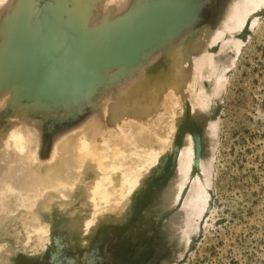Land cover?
<instances>
[{
  "label": "rangeland",
  "instance_id": "374dc122",
  "mask_svg": "<svg viewBox=\"0 0 264 264\" xmlns=\"http://www.w3.org/2000/svg\"><path fill=\"white\" fill-rule=\"evenodd\" d=\"M5 1L0 0V26L8 23L11 28L0 36V142L4 147L0 154L7 153L9 142L14 144L17 131L12 125L16 124L8 118L17 115L27 122L22 121L20 128L26 129L18 138L28 142L31 153L37 152L40 159L49 157L52 146L64 137L78 135L80 142L99 107L97 100L103 91L113 90H104L108 81L119 82L118 88L126 81L125 75L127 80L137 78L139 68L146 61L149 66L151 57L153 64H159L163 55L183 54L184 70L179 77L184 80L186 99L176 120V147L161 154L133 197L118 200V207L130 203L123 218H109L97 226L79 223L81 247L80 242L78 246L70 243L66 228L46 221L48 232L36 240L33 232L22 230L15 238L17 244L12 239L0 243V264H264V0H144L143 6L141 0H126L127 13L116 12V17L105 12L111 0ZM85 5H92L91 11L84 10ZM154 5L177 9L182 15L189 9L188 17L183 16L189 21L154 37V48L144 50L146 58L139 55L138 64L89 71L87 63L94 65L97 60L101 64L107 57L101 49L117 30L116 18L131 14L130 20ZM80 42L87 44V58L80 53ZM70 44L75 55L63 50ZM30 47L32 52L26 50ZM206 53L211 66L208 60L198 66L199 58L209 56ZM155 54L160 58H153ZM71 67L81 81L78 88L69 86L53 99L32 93L34 80L44 72L56 76L59 84L63 69ZM114 75L124 79L116 80ZM179 92V88L174 90V94ZM108 100L112 105L113 99ZM185 144L189 145L190 170L177 187L173 186L180 180L177 156ZM196 179L202 184L198 198L190 194ZM166 193L169 196L163 197ZM101 198L96 209L86 212L88 216L98 214L104 203L112 205L109 197Z\"/></svg>",
  "mask_w": 264,
  "mask_h": 264
},
{
  "label": "bare ground",
  "instance_id": "6f19581e",
  "mask_svg": "<svg viewBox=\"0 0 264 264\" xmlns=\"http://www.w3.org/2000/svg\"><path fill=\"white\" fill-rule=\"evenodd\" d=\"M127 1L111 0L109 1L111 2V4L108 3L110 4V8H107L108 11L106 10L105 12H108L107 14L110 15L113 14L114 17H116V12L118 14H121L122 12L120 11L126 10L125 7L127 6ZM141 1L140 4H142L143 6L144 0ZM5 2H7V0ZM238 4L240 8L243 7L241 2H238ZM102 5L101 7H103ZM88 6L85 5V8H82L85 10L86 8H88ZM131 7L132 6H130V8ZM140 7L141 6H139L137 9L139 10ZM89 10L91 11V9ZM176 10L177 9H168L165 8V6L162 7L161 5H154L152 7L150 6V8L146 10L141 11L138 15L131 18L130 20L129 17L131 16V14H125L123 16L119 15L118 19L116 18V21H118V25H116L115 28L117 30L113 33L114 35L108 37V39L106 38L107 42L105 41L106 43L103 44V48L101 49L105 50V52L107 53V57H103L102 62H109L113 59H118L124 56V58H129L131 56V52L129 53V49H136L138 46H140L141 43L144 42L143 38L147 35H150V33L152 34V32L159 28L160 25L166 22L174 23L175 21V24H177L181 20H188H184L183 16H185L186 18L188 17L190 13L189 9L186 10V15H182L181 12H177ZM124 13H127V10ZM108 19L109 18H107L106 21H108ZM110 19H112V17ZM160 19H163V22ZM158 20H160L161 23H159ZM108 22L106 24H108ZM91 25L94 24L92 23ZM177 27L178 26H172V24H170L168 25L167 31H170V28L172 31V28L175 29ZM10 28L11 25L9 26L8 23L7 27L5 28H2L0 26V36L4 37L6 33L8 34ZM178 28H181V26H179ZM158 38L160 37L158 36ZM154 40L156 39L154 38ZM98 42L100 43V41ZM127 46L130 48H127L124 51L123 48ZM73 48L75 47H72L70 44L66 47H63V50L69 54L75 55V51L73 50ZM177 49L179 50L178 47ZM42 50L44 51V49ZM172 50H170V52ZM143 51L140 53V55L142 54L141 56L145 57L146 54H144L145 52ZM64 53L63 55H65ZM176 53L175 55H173L171 52L170 54L174 56L171 57L170 55L171 58H169L168 55L166 56L167 58H165L163 55L159 60V64H153L152 57L149 54L148 56L151 57V61H149L152 64L150 63L151 65L149 64V66L147 65V67L146 63L148 62H143V64L145 63V66H143L144 68L138 67L139 74L137 73L138 76L135 79L129 77L130 80H127L128 77L126 78L125 75L126 81L123 82V84H120V89H118L119 87L117 88V86L119 85L117 83L119 82L108 81L109 83L105 86L104 90L107 91L111 88H113V90H110L109 92H104L102 90V97L97 100L98 103H100L99 107L96 108L97 110L95 111L94 118L92 117V122H89L90 124L85 129L86 132L81 134L80 142L77 141L78 135L74 137H64L63 139H60L54 146H52V151L49 157H47L46 159H40L39 155H37V152L31 153V145L27 144L28 142H25L24 140H22V138H18V133L25 132V127L23 129L20 128L23 127L21 125H24L23 122L25 121L22 120V122L19 115L15 116V118H8L9 123L16 124V126H12L16 129L17 134H14V144L12 143V145L9 142L8 147L5 146V150L7 149V155L5 154V152L3 153L5 154V159H0V164H3L2 166L0 165V243L8 242L12 239V241H15L14 244H17L18 241L15 238L22 230L33 232V240H36L37 238L43 236L48 232L49 224H47L46 221H50L51 223H54L55 221L59 223L63 227V229L66 228L65 230L68 233V237L70 238V243L74 246H78V243L80 242L78 239L80 237V230L78 231L76 229V226L79 223H82L84 227L90 225L97 226L103 223V220H107L109 218H111L110 220L123 218L125 210L130 208V203L125 207H118V200L121 201L126 197H133L137 189L140 187L141 181H143L144 178L147 177L146 175L148 172L150 173L153 166L159 160L161 154H163L165 151H172V149L176 147L174 141L175 132L178 128L176 120L178 118L179 110L183 106L182 104L184 103V99H186V92L183 91L184 84H182L184 80L180 79L179 77V74L184 70L182 67L184 63H180V56H183V54L179 52V56L178 54L176 55ZM203 53L205 54V52ZM40 55H42L40 59L44 60L45 57L43 56V54L40 53ZM158 55L155 54L153 58L155 57L157 60L159 57ZM39 56H37V58ZM68 57L71 58L70 56ZM78 57L80 58V56ZM209 58L210 55L202 56L201 58H199L202 59V64L198 63L197 65L202 66L207 60L210 63L211 61L209 60ZM37 60L39 61V59ZM32 61L34 63L33 59ZM140 63L142 64L141 60ZM209 65L211 66V63ZM133 67H129V69ZM62 69L60 71H62ZM122 70L125 71L127 69L123 67ZM63 71H65V74L62 77L63 79L61 80V83L59 82V84H57V80L55 78L56 76H52L53 74L47 71V73L44 72V75L42 74L43 76H39V79L36 78L34 80L36 84H33V86L30 84L32 86V93L39 97H47L49 99H53L54 95L61 94V90H65L69 86L78 88V85L81 84V81L79 80L78 75L72 69V67L68 68L67 70L63 69ZM63 71L60 73H63ZM134 74L133 76H136ZM120 78H123L122 75L117 76L115 79L118 80ZM185 78L186 76L184 77V79ZM23 79L24 81L27 80L26 77H23ZM27 81H29V79ZM79 82L80 84H78ZM120 82L122 83V81ZM22 86L26 88L25 84H23ZM115 88H117L118 90ZM178 88L180 89V92L174 94V90ZM108 97L110 98V100L113 99L114 102L112 105L109 104L110 101L108 100ZM77 104L79 105V103ZM34 107L36 108L35 105ZM12 108L14 109V107ZM15 112L18 113V110H16ZM4 113H6V111ZM134 115L137 118L130 119V116ZM10 128L11 127H9V130ZM7 133L5 132V134ZM1 142L0 149H4ZM188 149L189 145L186 144L182 146L181 149L179 148V155L177 156V170L179 171L178 173L180 180L177 181V184L175 183L173 186L177 185V187H181L182 180L187 176V174H189L190 155ZM2 151L3 150H1V152ZM6 156H8V158H6ZM3 160L4 163L2 162ZM201 186L202 184H200L199 180L196 179L195 183L191 185V196L198 198L202 192ZM166 195L167 196L164 195L163 197L169 196L167 193ZM101 197H109L112 205L104 203L100 206L98 214L88 216L86 212L96 209V204L103 201V198ZM176 197L177 195L175 194V198ZM113 199L115 200L112 201ZM80 208L82 210L85 209V211L81 213ZM44 212L48 213V215H44ZM49 213L51 215H49ZM98 216L100 218H98ZM81 245L82 242H80V247ZM15 250L16 249H14V251ZM2 258L3 257L0 256V260ZM8 258L9 257L7 256V258L4 259L8 260Z\"/></svg>",
  "mask_w": 264,
  "mask_h": 264
},
{
  "label": "water",
  "instance_id": "95a60500",
  "mask_svg": "<svg viewBox=\"0 0 264 264\" xmlns=\"http://www.w3.org/2000/svg\"><path fill=\"white\" fill-rule=\"evenodd\" d=\"M151 18V17H150ZM149 18V19H150ZM161 18V17H160ZM162 22H163V19H160ZM160 20H158V22L159 23H161V21ZM184 21L182 20V21H180V22H178L177 24H175L176 23V21L173 23V22H171V23H169V22H166V23H164V24H162V25H160V27L159 28H157L154 32H152V34L150 33V35H147L146 37H144L143 38V40H144V42L143 43H141V45L140 46H138L136 49L135 48H130V47H124L123 48V50L125 51L127 48H130L129 49V53L131 52V56L128 58H124V57H121V58H118V59H113V60H111V61H109V62H102L101 64L100 63H98L97 64V62H99V61H97L96 60V57L94 58L95 60H96V62H94V65L93 64H86L85 66L89 69V71H91V72H94V71H96V70H100V69H105V68H109V67H115V66H129V65H132V64H134L136 61H137V59H138V57H139V55H140V53L143 51V50H146V49H148V48H150L151 46H152V39H154V37H158V36H160L161 34H163V33H165L166 31H167V28H168V25H170V24H172V26H181L182 25V23H183ZM147 23V22H146ZM175 24V25H174ZM171 27V26H170ZM131 34V33H130ZM129 34V35H130ZM15 35V34H14ZM16 36V35H15ZM134 37V36H133ZM15 38V37H14ZM33 42V41H32ZM86 44H82L81 42H80V49H82V54L83 55H85V57H86V54H85V52L86 53H88L87 52V48H86V46H85ZM22 46H24V45H22ZM24 47H26V46H24ZM30 49V50H29ZM32 48H26V50L28 51V52H32V50H31ZM122 50V51H123ZM105 51V50H104ZM89 56V55H88ZM84 57V58H85ZM120 57V56H119ZM87 58V57H86ZM85 60H87V59H85ZM84 63V62H83ZM82 63V64H83ZM84 65V64H83Z\"/></svg>",
  "mask_w": 264,
  "mask_h": 264
}]
</instances>
